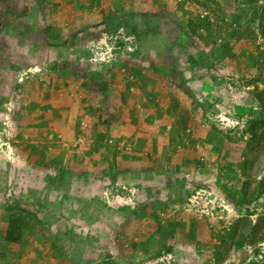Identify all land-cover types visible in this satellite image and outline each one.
Returning <instances> with one entry per match:
<instances>
[{"label":"rangeland","instance_id":"obj_1","mask_svg":"<svg viewBox=\"0 0 264 264\" xmlns=\"http://www.w3.org/2000/svg\"><path fill=\"white\" fill-rule=\"evenodd\" d=\"M263 179L264 0H0V264H264Z\"/></svg>","mask_w":264,"mask_h":264},{"label":"trees","instance_id":"obj_2","mask_svg":"<svg viewBox=\"0 0 264 264\" xmlns=\"http://www.w3.org/2000/svg\"><path fill=\"white\" fill-rule=\"evenodd\" d=\"M45 22V20L43 21ZM142 34H138V38H141ZM189 62L193 65L196 64V60L191 56ZM260 193H264V179L259 183ZM22 227L15 222V220L10 221V224L7 228L5 239L9 243H18L21 240Z\"/></svg>","mask_w":264,"mask_h":264}]
</instances>
